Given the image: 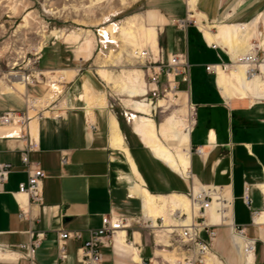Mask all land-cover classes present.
I'll return each mask as SVG.
<instances>
[{"label":"crops","instance_id":"crops-1","mask_svg":"<svg viewBox=\"0 0 264 264\" xmlns=\"http://www.w3.org/2000/svg\"><path fill=\"white\" fill-rule=\"evenodd\" d=\"M150 2L153 6L150 10L131 15L129 20L134 23L135 30L143 28L154 34L149 42H143L138 37L137 47H132L148 50L153 59L157 56L165 59L175 54L186 55L190 66L189 82L179 83L177 98L169 104L174 112L160 123L165 124L167 119L176 117L185 129L188 143L185 174H178L156 159L138 140L131 122L127 125L138 142L131 146L128 144L112 110L106 87L102 82L92 80V72L79 68L40 69L46 80L42 87L36 86L33 91H20L13 87L12 92L0 88L1 117L8 110H24L26 101L34 97L30 92L36 94L38 88H43V99H47L48 83L60 81L62 84L59 85L61 99L55 109L58 118L52 113L41 118L34 117L41 107L42 101L38 102L41 98L33 101L36 109L28 110L29 116L34 115V119L28 124L27 134L35 149L27 157L32 165L45 173L41 183V204H31L26 196L17 195L18 185L26 182L28 177L21 161L28 143L23 139H7L10 128L0 126V163L13 166L7 181L0 184V250L11 254L8 259H0V264H29L23 258L25 250H20V246L28 245L38 234L44 237L36 249L35 264H79L77 250L91 231L99 229L102 216L119 215L139 221L149 217L143 211L142 199L131 193L133 187L138 185L153 197L178 194L188 199L186 195L190 189L193 191L194 179L202 186L210 187L211 193L225 203V220L220 222L222 226L217 232L213 249L227 252L229 261L226 264H245L246 256L241 249H237L230 233L231 226L245 228L247 237L253 238L257 247L262 245L258 252L256 249L252 254L251 263L264 264V99L230 103L224 98L217 84V74L213 76L205 68L229 66L235 53L216 41L208 44L196 25L198 19L202 25L212 26L214 34L219 25L244 26L257 20L256 29L259 31L264 0ZM1 15L0 42L7 33L9 23ZM183 19L188 21V25L181 30L176 23ZM191 37L203 49L214 54L213 61L191 62ZM64 40L63 43L68 44L72 36L66 35ZM126 48L133 49L130 45ZM128 55L132 58L131 54ZM41 57L42 54L39 61ZM195 70L206 78L208 94L201 101H195L191 92ZM85 81L93 90L104 91L107 96L106 106L92 107L91 114H88L83 96ZM179 104L182 106L177 109ZM186 107L194 109L191 126ZM116 134L122 140L120 147L112 143ZM62 157L66 159L65 164L61 162ZM245 189L252 200L250 208L243 202ZM22 212L24 216L21 218ZM60 231L81 234L80 241L68 239L65 242L67 254L62 262L58 259L57 249ZM221 232L222 243L229 244L227 249L225 246L219 248ZM150 237V231L136 225L120 231L112 247L101 249L102 264H144L150 261L155 257L157 248L155 239L152 237L151 241Z\"/></svg>","mask_w":264,"mask_h":264},{"label":"rangeland","instance_id":"rangeland-1","mask_svg":"<svg viewBox=\"0 0 264 264\" xmlns=\"http://www.w3.org/2000/svg\"><path fill=\"white\" fill-rule=\"evenodd\" d=\"M136 1L137 0H0V15L2 12L5 13H2L1 17L3 20L9 22L7 33L0 42L3 47L0 60L1 71L6 74V77L9 73L17 72L18 66L15 70H12L11 64L18 63L21 67L22 65L19 62L20 58H23L29 53L27 57H30V60H35L32 66L34 68L33 73L43 72V70L40 69L63 70L64 68H79L82 71L87 70L88 72H92L94 75L92 80L98 81V83L102 82L106 87L107 94L110 96L108 99L112 103V110L117 118L118 125H120V130L124 139L130 146L136 144L138 140L134 137L135 135H132L124 119L126 110L131 111V115L136 113L132 109L126 108L125 105L129 104L127 102L128 97L113 89V82L119 84L126 83L128 86L138 89L141 88L144 91L146 87L149 88L146 69L142 68L140 62L137 63V61L133 59V53L140 48H133L130 45L129 39L124 38L122 41V38H120L118 34L116 40L117 47H112L111 49L114 51L111 50L107 52L105 54H108L106 57H99L98 55L101 54L95 49V46L93 49L95 40L93 34L94 30L101 26L107 17L112 18L111 16H115V19L112 18L111 20L119 21V25L121 24L120 27H126V22L130 19L129 17L131 15L142 14L153 7L151 6V0H138L137 3H135ZM259 32H262L261 26ZM66 35L72 36V41H68V44L63 43L65 42L64 38ZM86 42H89L87 48L85 46ZM129 45L133 48L132 50L126 48ZM189 46V58L192 63L194 61L200 63V61L214 60V54L203 49L200 43L193 40L192 37L189 39ZM41 47L42 57L39 61L41 54L35 53L40 52ZM74 51H76L77 60H75ZM128 54H131L132 58ZM85 58L89 61L84 62L81 60ZM100 69L105 71L108 79H110V81L112 80V82L107 83L106 80L100 77L98 74ZM196 71L197 70H195L194 78L191 81V92L195 101H201V99L208 94L205 82L206 78L201 73L197 74ZM159 78L160 84L157 97H148L151 101H149L147 97H140L133 100L140 102V100L146 99L145 103H148V101L151 102L152 107H156L157 101H161V106H157L156 109L152 111L153 113L150 112L148 116L157 127L161 125L160 123L165 117L170 116V114L174 112V108H171L172 106L168 107V105L162 101L164 100L163 98L166 97V92H168L167 88L172 84V81L170 84L169 82L167 83L164 74ZM134 79L137 84L130 85V82L135 81ZM40 81L42 83L37 86L42 87L46 82L43 78H41ZM6 84L7 86H5ZM48 84L50 85L53 83L49 82ZM7 87L14 86L5 81L2 88L7 91L9 90ZM33 89H35V87ZM43 93V88H38L36 94L30 92L31 95H34V99L41 98L38 100V102L42 101L40 104L41 107H47L54 100L48 102L45 97L43 99ZM105 98L107 101L106 95ZM119 100H121L122 104ZM252 100L254 99L252 98ZM181 106L182 105L179 104L176 108L178 109ZM189 115L190 110L187 108L188 118ZM150 238L152 241V237ZM222 238L221 232L218 238V243L220 244L219 248L225 246V249H227L229 244H227V242L222 243ZM172 240H175V237L172 238ZM261 247V244H259L258 247L256 246L257 252ZM213 252L224 264L229 261L226 251L220 253V251L213 249ZM214 264L220 263L214 261Z\"/></svg>","mask_w":264,"mask_h":264},{"label":"bare ground","instance_id":"bare-ground-1","mask_svg":"<svg viewBox=\"0 0 264 264\" xmlns=\"http://www.w3.org/2000/svg\"><path fill=\"white\" fill-rule=\"evenodd\" d=\"M261 21L263 24V27L261 24V29H264V13L261 17ZM120 25L117 28L118 30L116 29V32H114L115 26L109 25L107 26V28H104V34H109L110 39L115 43L119 34V37L122 38V41L124 40V38L129 39L130 45L133 47H137L138 37L141 38L143 42H149L154 34L153 32L143 28H140L139 31H135L134 23L130 20L126 22V27H120ZM196 25L198 30L203 32L204 39L208 44H213L216 41L219 43V45H223L224 47H227L229 50L231 49L235 53L233 56L231 55L233 61L229 66H226L225 69H222L220 67H216L215 69L218 76L217 84L224 98L230 103H232L233 101L251 102L252 98L260 101L264 99V62L261 63V65L257 69V73H252L250 75V65L247 62H239L238 60L240 57H245L246 54L251 53V50L255 45H259L264 48V30L262 29V32H259L258 29H256L257 20H252L244 26L233 24L219 25L216 27L217 31L214 34L212 33V26H204L198 19L196 21ZM88 44L89 42H86V48L88 47ZM111 50L114 51L113 49ZM143 51L144 50L142 49H138L133 53V59L141 58L137 63L143 61L142 59L144 58L140 57ZM40 52H42V47L40 49ZM40 52L35 54H39ZM107 55H105L104 57H106ZM98 56L103 58L101 55ZM38 74L40 73L35 72L34 76L37 77ZM98 74L100 75V77H102V79L106 80L107 83L112 82V80L110 81V79H108V76L104 70L100 69L98 71ZM168 78V82L170 84V82L173 81V78L171 77V75ZM7 79L8 81L6 83H11L16 88V90L23 91L24 89H26V78L24 74L9 73V75H7ZM52 83L53 84L49 85V92L46 96L48 102L53 100L56 101L59 97L58 95L61 94V87L59 86L61 84L60 81ZM113 83V89L117 90L120 94L126 95L128 97L127 102L129 104L125 106H130L129 108L133 109L136 113L131 115V124L133 125V131L138 140H140V142H142V144L151 151L152 155H154L156 159L158 158L160 161H162L169 169L174 170L180 175L185 174V151L186 145L188 143L186 134L184 132L185 129H182L179 120L176 117H171L165 121V124H161L158 129L153 123L152 119H150L148 116L150 112L156 109L157 106H161V101H157L156 107H152V103L149 102L150 100L148 101V103H145L146 99L140 100V102L133 101L134 99L140 97L146 98L148 95L147 93L149 92V88L151 87H146L144 91L141 88L138 89L136 87L128 86L126 83ZM4 84L5 82L0 81V88H2V85ZM135 84H137L136 80L130 82V85ZM5 86H7V84ZM172 87L173 83L169 85L170 90L166 92L167 95L165 98H163L168 107L169 104H171V102L175 101L177 98V91L172 90ZM7 88L12 92L13 87ZM83 91L84 101L87 107L88 114H91L90 109L92 107L96 106L98 108H104L106 106L104 91L102 92L100 90H93L91 85L87 81H85L83 84ZM33 101H35V99H33ZM33 101L28 100L30 111L36 109L34 108ZM51 104H49L47 107H49ZM47 107H39L38 109H45ZM36 114L37 111L34 115ZM45 114L49 116L51 115V112L44 111V115ZM33 116L30 117L33 118ZM188 121H190V119ZM187 129L188 127L186 128V130ZM112 141V143L116 147H120L122 144V140L120 139L118 134L112 137ZM194 184L195 186L192 191L194 194L207 193L210 194L213 198L210 209L205 213L206 224H216L220 223L222 220L224 221L226 210L223 200L218 199L216 196H214L211 193L210 187L202 186L197 182L196 179H194ZM131 193L139 196V198L142 199L143 211L149 216L145 217V219L151 221V226L157 232V243H161L160 245H156L157 248L155 257H153V259H151L147 264H158L161 258L170 261L171 263H175L177 259L176 252L163 249L162 247H172L170 245L171 234L175 233V227H177L180 223L183 226L189 224L190 221H192L193 216L196 214V205H193L190 199H187L185 196H181L178 194L169 196L159 195L158 197L150 196L145 189H141L138 185L133 187ZM180 215H185V219H182L181 222L180 220H178V217H180ZM158 217L161 220L160 224L157 222V220H159ZM218 220L220 222H218ZM231 237L234 240V244L237 245V249H241L243 254L246 256L244 257V263L252 264V253L250 252L249 244L234 233H231ZM126 244L129 245V243ZM10 256L11 254L9 252L0 250V259H8L10 258ZM214 261H218L220 264H224L223 261L218 259L211 252H208L204 257V264H214Z\"/></svg>","mask_w":264,"mask_h":264},{"label":"built area","instance_id":"built-area-1","mask_svg":"<svg viewBox=\"0 0 264 264\" xmlns=\"http://www.w3.org/2000/svg\"><path fill=\"white\" fill-rule=\"evenodd\" d=\"M115 19V16H111ZM112 18H106L103 24L97 27L94 30V46L95 49L99 51L101 56H105L107 52L111 50L112 47H117V43L113 42L110 39L109 34H104V28L107 26L112 25L115 26L114 32H116L119 21H113ZM195 24V22H194ZM177 27L181 30H184L188 25L187 20L177 21ZM263 29V28H262ZM264 30V29H263ZM2 45L0 44V60L2 56ZM29 53H27L23 58H20L19 62L22 65L21 67L17 63H12L15 65H11L12 70H15L18 66V71L15 73H22L24 74L26 80V88L33 89L37 85H40L42 82L40 81L41 78L45 80L42 72L38 74L37 77L34 76L33 73L34 68L32 67L35 63V60H30ZM143 61L140 62L142 68L146 69L147 78H148V86L149 92L147 93V99L155 98L158 96V88L160 84V76L162 74L165 75L167 79V83L169 81V76L173 78V87L172 90L177 91L179 83L185 84L189 82V72L190 66L187 62L186 55L175 54L166 57L157 56L153 59L152 55L148 50L142 52ZM141 59V58H139ZM139 59H134L135 61H139ZM239 62H247L250 65L249 74L257 73V69L264 62V48L255 45L254 48L251 50V53L246 54L245 57H240ZM232 62V61H231ZM227 65L224 66H206V71L213 76H216V67H220L225 69ZM14 72V71H13ZM0 81L7 82L8 79L6 74L1 71L0 68ZM178 81V82H177ZM46 82V80H45ZM62 86V84H61ZM167 88V86H166ZM168 91L170 88H167ZM166 91V90H165ZM164 91V92H165ZM58 99L54 101L49 107L45 109H40L37 111V114L34 116L36 118L44 117V111H50L55 118H58L56 113V106L59 104L61 99L60 94L58 95ZM29 97V96H28ZM150 97V98H148ZM35 97L31 98L33 100ZM151 101V100H150ZM190 108V107H189ZM29 104L28 100L25 103V108L22 111H14L8 110L0 117V126L10 128V132L6 135L7 139H14L19 140L23 139L26 141L27 147L24 153L21 155V161L24 167H26V172L28 174L27 181L18 185V192L17 195L26 196L27 200L31 204H41L43 200V192L41 189L42 180L45 178V173L36 165H32L27 157V154L32 152L35 149V144L28 137V124L29 122L34 119L29 116L28 113ZM194 113V109L190 108V115H189V123L191 126V118ZM124 119L129 124L132 121L131 118V111H125ZM198 153V151H197ZM62 164L66 163V159L62 157L61 159ZM13 166L10 163L1 164L0 163V184H4L8 177L9 173L11 172ZM188 199L192 201L193 205H196V214L193 216L192 221H190L187 225H181V223L175 227V233L171 234L170 238V245L172 247H162L163 249H167L170 251H175L177 254V259L175 263H171L170 261L160 259L158 264H204V257L208 252H213L214 248V241L217 238V232L222 225L220 223L216 224H206V216L205 213L210 209L212 204L213 198L210 194L207 193H198L194 194L192 189L189 190L187 194ZM243 202L247 208H250L252 203L251 197L248 196V190L245 189L243 195ZM24 216L22 212L21 218ZM185 219V215H180L178 220ZM220 220V219H219ZM218 220V222H220ZM160 224L161 220H157ZM133 225L142 228L143 230H148L151 232L152 237L155 239L154 244L158 245L156 237L157 232L151 226V221L148 219H144L143 221L135 220V219H127L125 217L119 215H109V216H102L101 224L99 229L91 231L89 237L84 240L82 245L77 250V261L79 264H102V253L101 249L103 247H112L114 240L118 237L120 231H125L129 229ZM230 233H234L235 235L241 237L246 243L250 246V252L252 254L255 253L257 243L252 238H248L246 235L245 228H239L231 226ZM58 236L57 242V249H58V259L59 261H64L66 259L67 251L65 249V242L68 239H73L76 241L81 240V234L78 232H65L60 231ZM33 237V236H32ZM43 234H38L34 236V240L30 242L28 245L20 246V250H25L23 258L26 259L29 264L34 263V256L36 249L38 248L41 239L43 238ZM175 237V240L172 238ZM126 242V241H125ZM161 244V243H160ZM159 244V245H160ZM176 244V245H175ZM175 245V246H174ZM184 248V250H183ZM214 253V252H213ZM215 254V253H214ZM149 263V261L145 262L144 264Z\"/></svg>","mask_w":264,"mask_h":264}]
</instances>
